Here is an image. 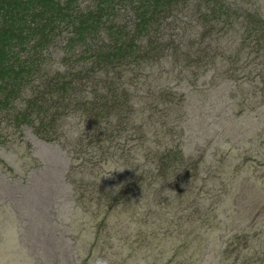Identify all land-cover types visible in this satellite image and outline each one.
<instances>
[{
    "label": "trees",
    "instance_id": "16d2710c",
    "mask_svg": "<svg viewBox=\"0 0 264 264\" xmlns=\"http://www.w3.org/2000/svg\"><path fill=\"white\" fill-rule=\"evenodd\" d=\"M240 2L253 0H0V148L26 143L24 137L33 135L45 142L40 147L46 152L37 177L7 203L14 215L0 218V264H69L68 244L89 257L87 242L94 232L121 254L131 244L109 237L105 218L132 210L137 218L141 207L135 204L148 187L159 193L191 189L193 204L208 195L194 184L197 173L189 181L196 161L189 165V145L182 142L184 102L187 94L220 80L254 84L251 70L264 65V18L259 8L237 9ZM184 82L188 90H179ZM147 92L162 104L148 106L145 115L169 120L148 121L130 132ZM166 103L177 106L178 121L162 107ZM189 114L192 127L197 115ZM145 131L156 137L144 136ZM119 145L122 153L115 156ZM113 158L117 169L110 173L105 168L116 162ZM103 169L110 178L95 181ZM235 185L214 201L221 205L219 214L236 210ZM249 204V198L243 200L241 217L233 215L237 221ZM190 216L192 222L199 217ZM217 223L214 231L222 228ZM158 224L151 221L148 227L156 234L137 239L138 246L158 243L151 264H217L210 256L220 254L211 249L218 239L214 234L189 227L161 237ZM43 241H49V254Z\"/></svg>",
    "mask_w": 264,
    "mask_h": 264
},
{
    "label": "rangeland",
    "instance_id": "374dc122",
    "mask_svg": "<svg viewBox=\"0 0 264 264\" xmlns=\"http://www.w3.org/2000/svg\"><path fill=\"white\" fill-rule=\"evenodd\" d=\"M256 5L260 6L255 9ZM258 8L264 18V0H258V3L255 0L252 3L240 2L237 9H247L251 13ZM250 73L253 75L254 84L252 85H239L238 82L220 80L213 86H204L195 93L185 96V115L182 124L185 137H182V142L186 141L189 145L190 154L187 157L192 160L189 165L196 161L194 170L191 175H188L189 181L193 179V173H197L194 184L204 188L208 195L202 194L197 203L193 204L191 189L175 187L169 192L159 193L150 186L146 190V196L142 197L140 193L139 196L142 198L139 204H135L141 207L137 218L133 217V210L131 213L124 214L114 212L105 218L108 221L109 237L113 235L118 240L129 242L131 245L128 249L122 248L120 254L118 247L112 252L94 232L87 242V246L92 248V254L89 257H86L87 254L82 253L73 242L68 244L65 255L70 260L69 264H95L96 262L151 264L150 258L158 248V243L152 244L147 241L146 244L142 243V246H138L137 242L143 234L154 232L148 228L152 227L151 221L159 223L158 233L161 237L165 234H181L189 227H192L195 233L201 234L205 230V233L209 235L214 234V239H218L216 243L211 244V249H220V254L215 255L213 252L210 256L212 258L215 256L217 264H264V183H261L264 180V92L261 91L264 86L262 82L264 65L254 67ZM178 89L188 90L186 82ZM148 93L140 97L144 103L137 106V115L132 118L128 127L130 132L144 123L161 124L169 120V116L156 118L145 115L148 106L162 104L158 98L147 96ZM162 107L168 108L172 117L176 118L175 121H178L180 111L177 106L166 103V106L162 105ZM189 111L191 114L194 111L197 115V120L192 127H189L191 119ZM145 116L146 119H142ZM69 129L70 126L66 128V131H70ZM79 129L80 126H77L73 128V131L78 132ZM162 133L163 131H158L159 135ZM143 135L156 137L153 131H145ZM134 137L136 136L132 137L133 141H138ZM24 140L26 143L28 140L30 146L26 143H15L12 148H0V218L8 216V212L14 215L13 207L7 203L12 202L13 195H22L20 190L26 188L30 181L37 177L34 174L42 167L41 161L46 157V152L40 147V144L45 142L33 135L28 136L27 140L24 137ZM195 140L197 142H194ZM49 145L66 148L63 143ZM118 147L123 150L122 145L115 147L114 152L117 151L115 156L122 153V150L117 149ZM62 152L66 153V151ZM122 155L126 153L123 152ZM105 169L113 173L117 169V161H110ZM105 169L95 178V181L107 174ZM109 178L105 175L102 179ZM236 182L238 185L233 195L236 210L219 214L221 205L215 207L214 201L217 202L220 193L233 189ZM257 191L261 194H257ZM35 198L30 197L32 202ZM246 198L250 199V210L246 216L237 221L233 215L241 217L237 210ZM73 203L79 209H90L82 202L73 201ZM102 204L103 202L98 204V207ZM103 206L106 207L105 204ZM192 212L199 216L196 222H192L190 216ZM35 214V223H41L40 216ZM187 217L190 218L189 222H186ZM215 222H218L217 225L222 228L214 231ZM229 222L233 223V227H225ZM223 228L226 232L219 235ZM22 235L20 234V237ZM237 235L239 236L236 237ZM26 236L29 238L28 231ZM240 236L244 241L238 240ZM233 239L237 243L230 244L229 241ZM43 250L49 254V241H43ZM64 251L65 247H63V253ZM161 255L162 253L156 255V263L161 259ZM66 257L63 256V259Z\"/></svg>",
    "mask_w": 264,
    "mask_h": 264
}]
</instances>
